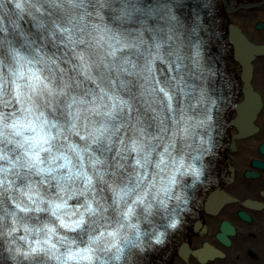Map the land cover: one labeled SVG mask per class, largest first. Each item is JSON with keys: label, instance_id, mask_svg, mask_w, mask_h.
I'll return each instance as SVG.
<instances>
[{"label": "clouds", "instance_id": "obj_1", "mask_svg": "<svg viewBox=\"0 0 264 264\" xmlns=\"http://www.w3.org/2000/svg\"><path fill=\"white\" fill-rule=\"evenodd\" d=\"M214 9L0 0V264H134L182 228L232 88Z\"/></svg>", "mask_w": 264, "mask_h": 264}, {"label": "bare ground", "instance_id": "obj_2", "mask_svg": "<svg viewBox=\"0 0 264 264\" xmlns=\"http://www.w3.org/2000/svg\"><path fill=\"white\" fill-rule=\"evenodd\" d=\"M213 2L217 35L209 54L218 56L223 50V71L236 83V92H223L218 146L208 158L210 171L184 215L182 228L163 247L137 256L134 264H234L237 253L243 256L264 247V167L250 164L252 160L264 164L257 150L264 141V0ZM256 23L263 28L257 30ZM217 84L222 85L220 78ZM247 170L257 177L243 176ZM237 212L247 216V224L237 221ZM222 222L233 231H218Z\"/></svg>", "mask_w": 264, "mask_h": 264}, {"label": "water", "instance_id": "obj_3", "mask_svg": "<svg viewBox=\"0 0 264 264\" xmlns=\"http://www.w3.org/2000/svg\"><path fill=\"white\" fill-rule=\"evenodd\" d=\"M255 28L257 29V30H261L262 28H263V24L262 23H256L255 24ZM252 95L254 96V98H255V100H258L257 99V97L252 93ZM255 109H257V108H255ZM254 109V110H255ZM252 129H254V128H252ZM258 152L261 154V155H263L264 156V141L259 145V147H258ZM250 164H251V166L252 167H254V168H256V169H262L263 167H264V164L263 163H261V162H259V161H257V160H252L251 162H250ZM244 176L246 177V178H254V177H257V174L256 173H254V172H252V171H245L244 172ZM238 217L241 219V220H243V221H247V216L245 215V214H243V213H238ZM229 224H227V223H225V222H222L221 224H220V226H219V228H218V231L220 230L221 232H230V231H233V230H231L230 229V226H228ZM219 236V235H218ZM216 238H217V241L218 242H220L221 243V241H223V239L221 238V236H219V237H217L216 236ZM223 245H226V244H223Z\"/></svg>", "mask_w": 264, "mask_h": 264}, {"label": "flooded vegetation", "instance_id": "obj_4", "mask_svg": "<svg viewBox=\"0 0 264 264\" xmlns=\"http://www.w3.org/2000/svg\"><path fill=\"white\" fill-rule=\"evenodd\" d=\"M258 147H257V150H258ZM259 155H261V154L259 153ZM263 182H264V180H263ZM237 217H238V214H237ZM237 221L238 222L240 221L243 224H247L245 222H248L249 220L243 221L238 217ZM247 248H249V247H247ZM252 250L253 251L251 253H250V251L244 252L243 256H241L239 253H237L238 255L235 257L234 264H264V247H259L256 249L252 248ZM220 258H222V256H220Z\"/></svg>", "mask_w": 264, "mask_h": 264}]
</instances>
